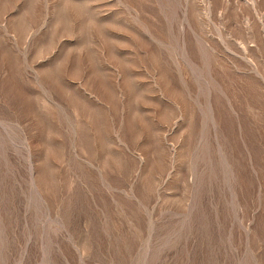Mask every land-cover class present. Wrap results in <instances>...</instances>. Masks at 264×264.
Here are the masks:
<instances>
[{"label": "rangeland", "instance_id": "rangeland-1", "mask_svg": "<svg viewBox=\"0 0 264 264\" xmlns=\"http://www.w3.org/2000/svg\"><path fill=\"white\" fill-rule=\"evenodd\" d=\"M0 264H264V0H0Z\"/></svg>", "mask_w": 264, "mask_h": 264}]
</instances>
